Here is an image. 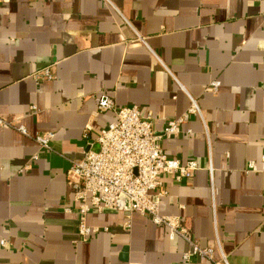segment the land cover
Returning a JSON list of instances; mask_svg holds the SVG:
<instances>
[{"label":"crops","instance_id":"obj_1","mask_svg":"<svg viewBox=\"0 0 264 264\" xmlns=\"http://www.w3.org/2000/svg\"><path fill=\"white\" fill-rule=\"evenodd\" d=\"M103 90L150 112L169 156L199 164L161 176V213L203 247L218 236L231 264H264V0H0V116L29 133L0 127V264H214L185 260L188 243L149 215L127 228L123 208H92L100 231L81 240L68 171L116 118L98 110Z\"/></svg>","mask_w":264,"mask_h":264},{"label":"built area","instance_id":"obj_2","mask_svg":"<svg viewBox=\"0 0 264 264\" xmlns=\"http://www.w3.org/2000/svg\"><path fill=\"white\" fill-rule=\"evenodd\" d=\"M43 74L46 78L53 77L49 68H45ZM219 86L220 81L216 80L209 89L217 90ZM189 96L191 105L187 114L203 118L197 100ZM98 110L113 111L116 118L100 131L97 138L99 148H90L83 158L72 162L68 171V184L78 204L81 240L87 241L100 231V227L88 223L87 216L92 208L96 207L100 212L105 208H120V201L129 200L127 228L132 226V213L149 215L154 223L168 229L171 239L180 237L188 243L189 249L183 254L185 260L201 257L214 264H231L221 249L218 236L215 244L203 247L195 241L190 227L178 216L162 214L160 210L161 199L167 194L166 189H159L163 184L161 176L170 174L179 181L190 179L199 168L198 162L195 159L183 162L180 158L169 156L161 143V135L154 131L152 114L144 113L139 105L117 106L109 91L103 90L98 97ZM185 115L169 120L164 132L180 133ZM4 126L16 127L29 135L25 126H14L0 116V127ZM34 137L43 148H48L54 133H39ZM209 167L212 173V166ZM2 244H6L5 240ZM216 248L221 251L218 260L215 258Z\"/></svg>","mask_w":264,"mask_h":264},{"label":"water","instance_id":"obj_3","mask_svg":"<svg viewBox=\"0 0 264 264\" xmlns=\"http://www.w3.org/2000/svg\"><path fill=\"white\" fill-rule=\"evenodd\" d=\"M119 207L123 208V209H128L129 208V200L120 201L119 202Z\"/></svg>","mask_w":264,"mask_h":264}]
</instances>
